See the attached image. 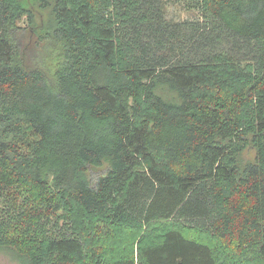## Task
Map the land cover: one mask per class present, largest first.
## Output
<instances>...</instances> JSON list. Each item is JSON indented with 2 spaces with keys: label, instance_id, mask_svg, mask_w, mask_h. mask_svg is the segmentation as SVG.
<instances>
[{
  "label": "trees",
  "instance_id": "trees-1",
  "mask_svg": "<svg viewBox=\"0 0 264 264\" xmlns=\"http://www.w3.org/2000/svg\"><path fill=\"white\" fill-rule=\"evenodd\" d=\"M189 1L55 0L42 56L0 0V253L264 264V0Z\"/></svg>",
  "mask_w": 264,
  "mask_h": 264
},
{
  "label": "rangeland",
  "instance_id": "rangeland-1",
  "mask_svg": "<svg viewBox=\"0 0 264 264\" xmlns=\"http://www.w3.org/2000/svg\"><path fill=\"white\" fill-rule=\"evenodd\" d=\"M30 14L25 16L18 22L19 27L23 30L18 31L19 49L24 53H32L31 46L35 45V41H40L41 34H45L53 27L52 5L55 0H22ZM168 15L171 19L181 20H195L199 19L200 13L194 8L189 0H169ZM36 31L40 34L36 35ZM36 51H39L42 56L51 54V46L46 42H39L36 44ZM29 55V54H28ZM51 57H44V61L50 63ZM256 151L249 148L242 154L239 159V165L242 169L255 161ZM107 165L99 169H91L88 177L92 183H95L101 175L107 170ZM0 264H20L15 256L7 250L0 253Z\"/></svg>",
  "mask_w": 264,
  "mask_h": 264
}]
</instances>
